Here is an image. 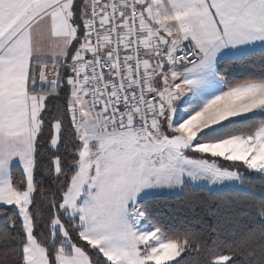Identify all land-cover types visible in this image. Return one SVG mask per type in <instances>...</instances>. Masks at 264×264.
Here are the masks:
<instances>
[{"label": "snow or ice", "instance_id": "1", "mask_svg": "<svg viewBox=\"0 0 264 264\" xmlns=\"http://www.w3.org/2000/svg\"><path fill=\"white\" fill-rule=\"evenodd\" d=\"M242 46L264 0H0V264H264V195L206 242L154 195L264 179V76L174 122Z\"/></svg>", "mask_w": 264, "mask_h": 264}, {"label": "trees", "instance_id": "2", "mask_svg": "<svg viewBox=\"0 0 264 264\" xmlns=\"http://www.w3.org/2000/svg\"><path fill=\"white\" fill-rule=\"evenodd\" d=\"M217 73L222 77L226 90L229 84L236 81L264 76V51L226 58L219 63ZM237 127L239 125H229L226 131ZM251 187L250 191L239 189L211 191L207 188H193L187 185L182 195L159 197L167 204V207L163 208L166 220L170 223L190 226L192 231L201 233L206 242L210 238L209 234L215 229L227 227L231 232L243 235L252 226L254 221L251 218V204L253 201L258 202L261 195H264V179L255 178L251 182ZM208 207L216 212L215 216H210L205 211ZM258 227L259 225L256 224L257 229ZM202 250V246L198 245L193 255L186 259L185 264H197L202 256L196 255V252ZM237 252H239L238 248Z\"/></svg>", "mask_w": 264, "mask_h": 264}, {"label": "rangeland", "instance_id": "3", "mask_svg": "<svg viewBox=\"0 0 264 264\" xmlns=\"http://www.w3.org/2000/svg\"><path fill=\"white\" fill-rule=\"evenodd\" d=\"M225 91L221 80L212 81L205 89H203L198 94L189 93L182 97L180 101L177 102V109L174 116V122L179 123L187 119L189 115L199 110L200 107L207 101L212 99L215 95L220 94ZM252 115V114H249ZM219 127V126H216ZM244 179L242 181H225L223 183L213 184L210 181H197L189 182L188 186L193 188H207L211 191H223L226 189H239L243 191H250L252 189L251 182L255 178H260L254 173L244 172L241 170ZM179 191L178 189L164 190L159 193H154L158 196H178L173 195V193ZM144 195V194H142Z\"/></svg>", "mask_w": 264, "mask_h": 264}, {"label": "crops", "instance_id": "4", "mask_svg": "<svg viewBox=\"0 0 264 264\" xmlns=\"http://www.w3.org/2000/svg\"><path fill=\"white\" fill-rule=\"evenodd\" d=\"M260 47L256 46V47H247V46H242L238 49L235 50H231V49H226L224 52H222L218 57H217V64H216V72H217V67L219 65V63L226 59V58H233V57H238L247 53H252V52H256V51H260ZM222 81V80H221ZM223 84V83H222ZM224 87V86H223ZM224 90L226 91V89L224 88Z\"/></svg>", "mask_w": 264, "mask_h": 264}]
</instances>
